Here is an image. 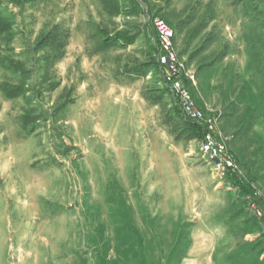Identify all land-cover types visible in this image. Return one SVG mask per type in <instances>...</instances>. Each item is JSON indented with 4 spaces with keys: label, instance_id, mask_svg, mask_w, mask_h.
<instances>
[{
    "label": "rangeland",
    "instance_id": "374dc122",
    "mask_svg": "<svg viewBox=\"0 0 264 264\" xmlns=\"http://www.w3.org/2000/svg\"><path fill=\"white\" fill-rule=\"evenodd\" d=\"M0 8L12 23L0 31V86L30 89L9 98L0 88V264H102L105 254L104 264H123V250L131 264H264V225L246 196L199 139L175 140L182 114L153 25L159 17L173 27L195 97L221 114L247 180L263 189L249 134L264 116V0H0ZM55 26L65 46L37 47ZM99 28L135 40L105 45ZM142 63L145 74L129 73ZM30 111L41 114L34 131L23 125Z\"/></svg>",
    "mask_w": 264,
    "mask_h": 264
},
{
    "label": "built area",
    "instance_id": "2783aa9c",
    "mask_svg": "<svg viewBox=\"0 0 264 264\" xmlns=\"http://www.w3.org/2000/svg\"><path fill=\"white\" fill-rule=\"evenodd\" d=\"M153 25L159 49L158 63L163 70L164 82L168 90L177 100L182 115L189 120L199 122L205 128L199 143L200 151L215 163L220 175L237 179L250 189L251 194L246 196V203L252 215L264 225V190L247 180L229 146L228 137L221 129V114L198 103L193 93V87L197 85L196 75L179 54L173 27L159 17L154 18ZM215 159L217 162L214 161Z\"/></svg>",
    "mask_w": 264,
    "mask_h": 264
},
{
    "label": "trees",
    "instance_id": "16d2710c",
    "mask_svg": "<svg viewBox=\"0 0 264 264\" xmlns=\"http://www.w3.org/2000/svg\"><path fill=\"white\" fill-rule=\"evenodd\" d=\"M12 23L3 13L0 8V31L1 32H8L11 29ZM58 27H53L49 32H47L37 43V47H44V46H59L63 47L65 46V39L67 38L66 33H59ZM99 33L102 37L103 43L105 45H115L120 44L124 46H128L132 44L135 40L134 35L126 34L124 31L120 30L116 33H109L108 31L99 28ZM60 37H63L64 39L61 40ZM5 62L4 66L13 69L15 72H20L23 77H26L28 74V70L24 68V66L20 63L15 62L14 60H8L4 59ZM159 66V65H158ZM148 63H142L134 68H131L129 71L132 75H143L147 72ZM1 90L5 93V95L9 98H14L17 96H20L22 94H26L29 92V87H27L25 84H9V83H3L0 86ZM166 90H168L166 86ZM194 93V91H193ZM195 94V93H194ZM177 110L179 112V115H181V110L179 109V106L177 107ZM41 117V114H35L34 111H30L23 117V125L25 129H28V131H34L38 127L39 119ZM205 133V128L202 124L196 121L189 120L185 118L183 115H181V118L178 122L175 124V140H192V139H201ZM232 184L235 187H238L240 190V193L245 196H249L251 194L250 189L243 185L240 181L237 179L232 178ZM255 217V216H254ZM256 218V217H255ZM257 219V218H256ZM258 220V219H257ZM260 223H262L260 220H258Z\"/></svg>",
    "mask_w": 264,
    "mask_h": 264
},
{
    "label": "crops",
    "instance_id": "0c3cea01",
    "mask_svg": "<svg viewBox=\"0 0 264 264\" xmlns=\"http://www.w3.org/2000/svg\"><path fill=\"white\" fill-rule=\"evenodd\" d=\"M183 59H185V58H183ZM187 65H188V63H187ZM193 90H195L194 87H193ZM198 103H199V101H198ZM200 105L205 107V108H208V107H206L203 104H200ZM220 126H221V122H220ZM221 129H222V127H221ZM228 143H229V140H228ZM258 143L261 144L262 151H261L260 154L257 155V153H255V149H256V146H257ZM249 148L251 149L250 150V152H251L250 155H252V157L255 158V159L259 157V159L261 161H263V163H264V116L260 117L259 120L256 121L255 124L253 125V127L251 128V131H250V134H249ZM127 252L128 251L123 250V264H131V263L134 262V261L131 262L133 257L131 255H128ZM107 255L108 254H105L104 258L105 259L107 258L110 261L111 256H109V258H108ZM104 260H103V262H104ZM103 262H102V264H104Z\"/></svg>",
    "mask_w": 264,
    "mask_h": 264
},
{
    "label": "water",
    "instance_id": "95a60500",
    "mask_svg": "<svg viewBox=\"0 0 264 264\" xmlns=\"http://www.w3.org/2000/svg\"><path fill=\"white\" fill-rule=\"evenodd\" d=\"M214 161L217 162V159H215Z\"/></svg>",
    "mask_w": 264,
    "mask_h": 264
}]
</instances>
